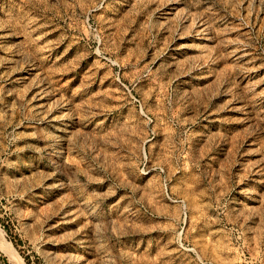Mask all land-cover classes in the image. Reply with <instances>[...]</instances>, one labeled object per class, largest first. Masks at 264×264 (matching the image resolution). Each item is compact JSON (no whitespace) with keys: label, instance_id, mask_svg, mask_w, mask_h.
Listing matches in <instances>:
<instances>
[{"label":"rangeland","instance_id":"rangeland-1","mask_svg":"<svg viewBox=\"0 0 264 264\" xmlns=\"http://www.w3.org/2000/svg\"><path fill=\"white\" fill-rule=\"evenodd\" d=\"M0 233L13 264H264V0H0Z\"/></svg>","mask_w":264,"mask_h":264},{"label":"bare ground","instance_id":"bare-ground-1","mask_svg":"<svg viewBox=\"0 0 264 264\" xmlns=\"http://www.w3.org/2000/svg\"><path fill=\"white\" fill-rule=\"evenodd\" d=\"M0 252H1L3 255L6 256L8 262H9L10 264H13L14 259H13L12 254H11V247H10V245H8V244L4 241V239H3L1 233H0Z\"/></svg>","mask_w":264,"mask_h":264}]
</instances>
